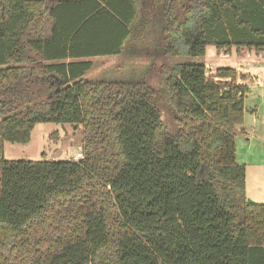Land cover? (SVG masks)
Here are the masks:
<instances>
[{
    "label": "trees",
    "instance_id": "1",
    "mask_svg": "<svg viewBox=\"0 0 264 264\" xmlns=\"http://www.w3.org/2000/svg\"><path fill=\"white\" fill-rule=\"evenodd\" d=\"M208 45L264 51V0H0V264H264V203L235 160L248 74L85 77L91 58ZM38 123L80 126L81 157L5 160Z\"/></svg>",
    "mask_w": 264,
    "mask_h": 264
},
{
    "label": "rangeland",
    "instance_id": "2",
    "mask_svg": "<svg viewBox=\"0 0 264 264\" xmlns=\"http://www.w3.org/2000/svg\"><path fill=\"white\" fill-rule=\"evenodd\" d=\"M228 54V56L221 54ZM92 69L86 74L90 80H123L130 76L143 78L152 88H157L160 80V67L178 62L204 64L209 71L220 67L240 68L248 74L244 86L248 89L243 100L242 123L235 128V160L245 167V195L254 203H264V167H255L264 163L263 115L264 87L255 86L252 80L254 68H264V51L254 49L236 51L232 47L216 50L212 45L205 48L202 57H163L140 52L134 56L124 54L119 56L91 58ZM243 84V83H242ZM161 114L164 123L171 131L173 129L169 116L168 105L161 100ZM246 132V135L243 131ZM82 138L81 127L69 124L38 123L26 144H4L3 157L9 161H68L80 151Z\"/></svg>",
    "mask_w": 264,
    "mask_h": 264
},
{
    "label": "built area",
    "instance_id": "3",
    "mask_svg": "<svg viewBox=\"0 0 264 264\" xmlns=\"http://www.w3.org/2000/svg\"><path fill=\"white\" fill-rule=\"evenodd\" d=\"M221 55H225V54L222 53ZM225 56H228V54H226ZM252 80H253V83L255 86L264 87V68L263 69L254 68L252 70ZM245 82H247V81H245ZM245 82L243 80L237 81L238 84H241L243 86H244ZM80 157H81L80 152H77L72 159L75 160V159L80 158Z\"/></svg>",
    "mask_w": 264,
    "mask_h": 264
},
{
    "label": "crops",
    "instance_id": "4",
    "mask_svg": "<svg viewBox=\"0 0 264 264\" xmlns=\"http://www.w3.org/2000/svg\"><path fill=\"white\" fill-rule=\"evenodd\" d=\"M242 131L246 135V132H244V130H242ZM262 147H263V145H262ZM255 167L258 168V169H262L264 167V163L263 162L262 163H258V164L255 165Z\"/></svg>",
    "mask_w": 264,
    "mask_h": 264
},
{
    "label": "water",
    "instance_id": "5",
    "mask_svg": "<svg viewBox=\"0 0 264 264\" xmlns=\"http://www.w3.org/2000/svg\"><path fill=\"white\" fill-rule=\"evenodd\" d=\"M243 51V49H241V52ZM246 201H247V203H249V204H252V203H254V202H252L250 199H246Z\"/></svg>",
    "mask_w": 264,
    "mask_h": 264
}]
</instances>
